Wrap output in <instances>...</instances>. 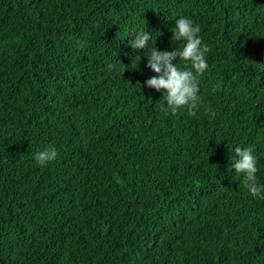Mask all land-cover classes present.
Segmentation results:
<instances>
[{"label":"trees","instance_id":"16d2710c","mask_svg":"<svg viewBox=\"0 0 264 264\" xmlns=\"http://www.w3.org/2000/svg\"><path fill=\"white\" fill-rule=\"evenodd\" d=\"M180 16L209 47L196 116L129 44L171 50ZM237 145L264 183V0H0V264H264Z\"/></svg>","mask_w":264,"mask_h":264},{"label":"clouds","instance_id":"9594fccd","mask_svg":"<svg viewBox=\"0 0 264 264\" xmlns=\"http://www.w3.org/2000/svg\"><path fill=\"white\" fill-rule=\"evenodd\" d=\"M170 31L171 50H158L155 43L161 33H151L145 29L136 30L137 35L129 44L133 49H145L146 66L155 75L145 80L144 85L162 92L164 111L175 115L179 110L185 109L188 116H196L202 101L199 77L209 68V47L203 40L199 24L190 17L180 16L175 19V25ZM176 43L180 46H175ZM181 61L184 62L183 65ZM209 116L214 118L215 113L210 111ZM233 153L231 160L229 159L232 161L230 168L235 169L243 186L253 198L264 200V183L258 178L260 158L254 146L237 145ZM57 157V149L47 146L35 153L34 160L36 164L45 166Z\"/></svg>","mask_w":264,"mask_h":264}]
</instances>
